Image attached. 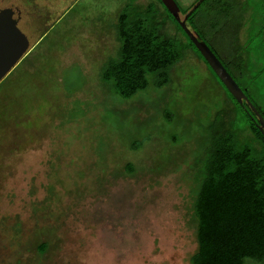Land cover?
<instances>
[{
  "label": "rangeland",
  "instance_id": "obj_1",
  "mask_svg": "<svg viewBox=\"0 0 264 264\" xmlns=\"http://www.w3.org/2000/svg\"><path fill=\"white\" fill-rule=\"evenodd\" d=\"M150 2L187 49L167 85L123 99L100 73L118 55L120 10ZM239 2L244 82L264 108V0ZM75 9L30 29L31 49L0 81V264H191L206 126L238 109L157 0Z\"/></svg>",
  "mask_w": 264,
  "mask_h": 264
},
{
  "label": "trees",
  "instance_id": "obj_2",
  "mask_svg": "<svg viewBox=\"0 0 264 264\" xmlns=\"http://www.w3.org/2000/svg\"><path fill=\"white\" fill-rule=\"evenodd\" d=\"M157 1L213 72L180 24L161 0ZM196 1L184 8L177 5L185 14ZM239 4V0H201L185 23L212 50L264 120V108L251 100L244 82L247 62L243 56L245 43L239 36L244 24L243 15L238 14ZM157 11L152 2L145 8L126 4L117 15L118 55L103 64L100 79L123 99L148 87L160 89L167 85L172 68L187 49L162 31L165 18L159 21ZM213 75L239 113L227 122L223 111L217 110L206 126L202 177L192 205L196 249L190 263L245 264L249 259L264 264V127L259 128V119L247 101H237ZM244 125L259 148L251 140L240 138L238 130ZM138 146L135 143L132 147ZM126 167L133 170L131 163ZM45 246L41 243L39 252Z\"/></svg>",
  "mask_w": 264,
  "mask_h": 264
},
{
  "label": "water",
  "instance_id": "obj_3",
  "mask_svg": "<svg viewBox=\"0 0 264 264\" xmlns=\"http://www.w3.org/2000/svg\"><path fill=\"white\" fill-rule=\"evenodd\" d=\"M161 2L180 24L181 28L198 49L204 60L212 68L216 76L233 95V97L239 102H241L242 99L247 101L250 108L259 119V128L263 129L264 120L250 104L246 95L232 79L230 74L225 70L212 50L204 42L200 41L196 34L186 26L185 22L188 14H190L198 6L201 0L196 1L187 13L184 14L182 19H180V9L175 0H161ZM5 11L6 10L0 11V81L10 72L12 68L15 67L17 62L21 60L29 46L26 35L18 29L14 21L6 15Z\"/></svg>",
  "mask_w": 264,
  "mask_h": 264
},
{
  "label": "flooded vegetation",
  "instance_id": "obj_4",
  "mask_svg": "<svg viewBox=\"0 0 264 264\" xmlns=\"http://www.w3.org/2000/svg\"><path fill=\"white\" fill-rule=\"evenodd\" d=\"M79 2L80 0H0V11L6 10V15L14 21L18 29L26 35L28 43H30V38L27 35V32H31L30 29H34V32L41 31L44 33L53 25L52 21L51 23L47 22L51 16L57 13L56 15L59 17V15H64L71 9L76 10L75 6L79 5ZM30 49L28 46L21 60L28 54Z\"/></svg>",
  "mask_w": 264,
  "mask_h": 264
}]
</instances>
